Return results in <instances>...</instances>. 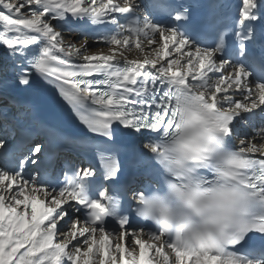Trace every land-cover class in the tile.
Here are the masks:
<instances>
[{"label": "snow or ice", "instance_id": "snow-or-ice-1", "mask_svg": "<svg viewBox=\"0 0 264 264\" xmlns=\"http://www.w3.org/2000/svg\"><path fill=\"white\" fill-rule=\"evenodd\" d=\"M193 7L0 0V264H264V0ZM39 82L80 136L10 91Z\"/></svg>", "mask_w": 264, "mask_h": 264}, {"label": "rangeland", "instance_id": "rangeland-1", "mask_svg": "<svg viewBox=\"0 0 264 264\" xmlns=\"http://www.w3.org/2000/svg\"><path fill=\"white\" fill-rule=\"evenodd\" d=\"M63 37H64L65 44H67L70 40L71 41H77V42H79L81 40V36L79 35V33H70L68 31H65L63 33ZM89 43L92 45V51H94V52L99 51L102 48L104 52H107V48H104L103 46L98 47L92 41H89Z\"/></svg>", "mask_w": 264, "mask_h": 264}, {"label": "bare ground", "instance_id": "bare-ground-1", "mask_svg": "<svg viewBox=\"0 0 264 264\" xmlns=\"http://www.w3.org/2000/svg\"><path fill=\"white\" fill-rule=\"evenodd\" d=\"M235 144H236V143H235ZM67 161L70 162L71 159H67ZM79 161L85 162V161H83V160H81V159H75L72 163H74V164H81Z\"/></svg>", "mask_w": 264, "mask_h": 264}]
</instances>
